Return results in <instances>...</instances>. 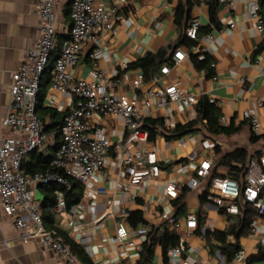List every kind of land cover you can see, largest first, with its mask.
Returning a JSON list of instances; mask_svg holds the SVG:
<instances>
[{"label":"crops","instance_id":"0c3cea01","mask_svg":"<svg viewBox=\"0 0 264 264\" xmlns=\"http://www.w3.org/2000/svg\"><path fill=\"white\" fill-rule=\"evenodd\" d=\"M71 1L55 0L58 17L56 31L59 38H65L70 33ZM101 1L107 6L112 4V0ZM186 1L127 0L121 4L118 10L121 20L117 22V32L103 29L97 33L98 42L90 41L85 45L74 69V76L76 79L89 81L93 78L94 71H100L108 76L112 91L136 95L141 99L145 91L153 85V78L148 80L144 75L142 84L134 87L133 81L140 72H144L132 64L149 53L166 51L167 56H174L180 51L185 53L180 63L170 64L172 56L164 64L170 66V72L162 74L158 71L154 75L159 76L157 85L177 83L199 94L201 99L214 97L221 103L215 104L220 108V124L241 129L233 135L213 133L207 120H204L184 134L171 137L177 126H186L198 119V105L184 109L177 103L171 128L164 125L163 110H148L141 106L144 123L148 118L163 120V128L159 129L154 139L149 138L147 143L134 141L130 151H157L161 157V174L158 178L133 186L127 199H124L121 186L126 180L118 177L120 167L111 148L107 152V167L98 176L96 186L89 196L91 211L81 210L74 216L68 212L56 213L55 208L53 209L58 228L67 232L81 246L84 243L91 246L92 255H88L94 264H216L217 252H222L223 242L213 235L209 238L206 231L224 230L231 225V217L212 205H202L200 196L209 177L195 189L186 187L185 183L190 176L195 175V168L202 158L212 160V171L216 169V174H227L230 165L219 162L223 154L237 148H246L250 154L264 152V139H253L250 123L242 116L243 111L254 108L259 100H264V76L261 74L264 50L257 52L264 40V29L260 28L261 25L264 27L262 15L255 14L251 9L253 0H233L235 6L221 3L217 14L219 27L213 25L212 31L208 33L210 36L198 35L196 45L182 44L175 49L189 23L196 22L200 27L211 25V4L207 0H200L199 4L194 5L189 22L184 20L179 25L177 8L181 2ZM40 35L41 18L37 11V0H0V145L10 133L3 127L2 120L11 100L12 75L22 64L27 50L37 43ZM96 49L101 50L98 59L94 57ZM192 55L203 61L208 58L207 65L198 68ZM124 63L128 65L127 68L123 67ZM76 102L74 95L54 89L51 80L44 106L56 114H47L41 119V113L37 111L41 123L52 126L56 121L63 120ZM223 118L227 125L222 123ZM99 119L109 129L112 142L124 145L128 130L122 119L117 116L95 115L89 123L95 125ZM47 135V141L38 152L54 155L56 134L51 132ZM193 156H196L195 160H192ZM27 157L29 158L28 155ZM169 181L176 182L183 190L175 198L165 196V187ZM39 190L38 187L37 191ZM44 198L42 193L38 198L40 204ZM108 199L113 200L110 208ZM183 204L185 209L181 207ZM107 210L108 215L95 224ZM137 211L141 213L143 221L134 224L130 216ZM163 212L181 219L195 213L199 227L187 238L188 249L181 257L173 259L167 253L165 258L163 247L157 242L154 244L152 258L144 261L143 244L150 240L155 227H162L166 223L162 219ZM70 221L81 224L83 228L75 231L69 225ZM252 221L260 227L264 225L262 217H254ZM118 222L128 226L129 238L135 240V247L113 242ZM142 225L146 226L147 231L144 233L139 231ZM180 231L186 235L184 225ZM260 234L249 230L238 239L229 235L226 242L232 245L238 242L250 256L260 246ZM20 236V230L13 218L0 202V264H69L40 240L32 239L25 243Z\"/></svg>","mask_w":264,"mask_h":264},{"label":"built area","instance_id":"2783aa9c","mask_svg":"<svg viewBox=\"0 0 264 264\" xmlns=\"http://www.w3.org/2000/svg\"><path fill=\"white\" fill-rule=\"evenodd\" d=\"M126 2L127 0H112V4L107 6L101 0H72V25L69 37L59 46L56 31L58 19L56 2L55 0H37V11L41 18V35L37 43L27 50L22 64L12 75L11 100L2 120L3 127L10 133L0 145L1 205L13 218L23 242L38 239L69 264L81 263L69 247L57 237V230L49 229L45 225L37 198L39 185L54 182L71 189L73 180H77L84 187L79 203L68 210L63 192L58 191V203L54 211L68 212L74 216L81 210L91 211V204L88 203L89 196L96 186L98 176L107 167V152L112 148L120 167L118 177L126 180L121 189L124 199H127L133 186L144 181H154L161 174V157L157 151L138 149L130 151L134 141L140 140L147 143L149 140V131L142 127L144 117L141 106L148 110H163L164 125L166 128H171L174 124L177 103L184 109H188L197 106L201 100L199 94L177 83L157 85L159 76L153 77V85L145 91L141 99L136 95L130 96L112 91L108 76L100 71H94L93 78L89 81L75 78L74 69L85 45L90 41L98 42L97 33L103 29L117 32V22L121 20L118 13L119 6ZM220 2L235 6L233 0H220ZM251 9L255 14L258 13L259 0L251 2ZM199 27L198 23L192 22L188 27L187 35L197 40ZM260 28L264 29L262 25ZM53 56L55 59L51 73L52 87L74 95L77 102L64 117L62 141L51 161V168L44 172L24 174L22 170L24 157L41 148L48 139L37 112V105L42 77ZM100 56L101 50L96 49L94 57L98 59ZM184 56L185 53L176 52L170 64L180 63ZM123 67L127 68L128 65L124 63ZM169 72V65L161 68L162 74ZM261 74L264 76V67L261 68ZM143 81L144 74L140 72L133 81L134 87H139ZM208 100L213 104H221L212 96ZM95 115L120 117L128 130L125 144L112 142L110 131L103 124L102 119H99L95 125H91L89 120ZM242 116L249 121L255 136H264V100H259L254 108L243 111ZM222 123L227 125L225 118L222 119ZM195 159L196 156H193L192 160ZM212 168L211 159H200L195 168V175L187 179L186 187L198 188L204 179L211 176ZM180 191H183L181 186L174 181H169L165 187V196L175 198ZM207 201L209 205L226 215L239 214L240 203H246L256 211L254 217H262L264 220V152L252 158L244 186L228 173L216 174L212 178ZM112 204L113 200L108 199L109 208ZM108 213L107 210L94 223H99ZM162 219L167 223L169 232L179 238L178 244L169 248L168 255L173 259L179 258L188 249L187 238L199 227L198 216L191 213L181 219L174 214L163 212ZM69 225L75 231L83 228L81 224L74 221H70ZM183 225L186 228V235L180 233ZM139 231L146 232V226L142 225ZM250 231L261 233L259 245L264 246V225L260 227L252 221ZM129 236L128 226L118 222L113 242L117 245L135 247V240L130 239ZM83 245L85 251L92 255L91 246L87 243ZM248 257L249 252L241 247L231 264H243ZM216 264H226L222 252H217Z\"/></svg>","mask_w":264,"mask_h":264},{"label":"trees","instance_id":"16d2710c","mask_svg":"<svg viewBox=\"0 0 264 264\" xmlns=\"http://www.w3.org/2000/svg\"><path fill=\"white\" fill-rule=\"evenodd\" d=\"M211 4V25L209 26H201L198 30L199 36H204L212 31L213 25L219 27V22L217 19V14L220 9L219 0H207ZM72 2V1H71ZM200 3V0H187L185 3L181 2L179 7L177 8V23L179 25L183 24V21L189 22L191 11L194 5ZM260 9L258 13L262 15L264 19V0H259ZM189 25L185 28V33L181 36V39L178 43V46L175 48L177 49L182 44H186L188 46L196 45L197 40L190 39L187 35V30ZM68 36L65 38L58 37L59 46H61L62 42L66 40ZM264 50V40L263 43L258 47L257 52ZM55 56V55H54ZM53 56V58H54ZM173 56L170 54L167 56L166 51L157 52L155 54L149 53L144 57L139 58L136 60L132 66L139 67L143 70L146 79H152L154 75L161 71L162 66L169 61V59ZM51 58L50 64L46 71L43 74L41 86H40V94L38 97V105L37 111L41 113L42 116L47 114L56 113L53 112L51 109L44 106L45 96L48 91V87L51 81V73L52 68L54 65V59ZM192 59L198 68L205 67L208 62V58L206 60H200L198 56L192 55ZM220 108L213 103H210L207 98H202L198 103V119L195 122H191L186 126H177L173 132L171 137H177L179 135L184 134L192 129L196 124L207 120L208 127L213 133H224L227 135H233L237 133L241 128H234L233 126H222L220 124ZM63 125L64 119L61 121H56L52 126L51 125H43L45 128L46 133L55 132L56 134V141L55 145L53 146L55 150L58 149L63 133ZM144 129L149 131V138L154 139L156 134L158 133L160 128H163V120L148 118L145 120L144 125L142 126ZM164 131V130H163ZM179 134V135H178ZM253 134V133H252ZM254 140H261L264 139L263 136H255L253 134ZM261 151L256 153L250 154L246 148H237L231 152H227L222 155L219 162H227L230 165L228 174L237 179L242 186L245 184V177L247 172L250 168V162L252 158L260 156ZM23 159L22 170L24 174H35L37 172H44L51 168V161L54 157L53 154H46L44 152L39 153L38 149L34 150L33 152L28 154ZM240 163L239 164H234ZM216 175V169L212 171L211 176L209 177L207 184L205 185L204 189L202 190L201 200L202 205H207V195L209 193L210 187L212 185V178ZM40 191L45 195L43 202L40 204V208L42 211V216L44 219L45 225L49 229L57 230V237L63 242L64 245L69 247L71 252L79 259L82 264H94L90 259L88 253L85 251L84 247L77 243L73 238L69 236V234L56 225V216L53 212V209L57 206L58 198L57 192H63L65 196V200L67 203V209H71L74 205L79 203L82 198L84 187L83 185L77 181L73 180V186L71 189H67L61 186L58 183H48V184H40L39 185ZM185 209V205L181 206ZM256 215V211L250 207L248 204L240 203V213L237 215H230L232 223L231 225L227 226L224 230H207V235L210 238L211 235L218 238L220 241L223 242L221 246L222 253L225 256L226 263H230L236 252L239 248H241L240 244L237 242L234 245L227 243V237L229 235L235 236L237 239L240 238L242 235H246L251 226V222ZM133 218V219H132ZM133 220L134 224L143 221L142 215L139 211L131 214L130 220ZM166 223L162 225V227H155L153 229L154 232L152 237L149 241H146L143 244V256H145V260H150L154 253V244L160 242L163 247V254L164 257L167 258V253L169 248L176 246L178 244V237L171 234L168 230ZM264 263V246L260 245L258 251L252 255H250L247 260L246 264H259ZM139 264H142L140 262Z\"/></svg>","mask_w":264,"mask_h":264},{"label":"rangeland","instance_id":"374dc122","mask_svg":"<svg viewBox=\"0 0 264 264\" xmlns=\"http://www.w3.org/2000/svg\"><path fill=\"white\" fill-rule=\"evenodd\" d=\"M198 135V134H197ZM37 194H38V198H40L41 196H42V192L39 190V191H37ZM222 218H223V216H222Z\"/></svg>","mask_w":264,"mask_h":264}]
</instances>
